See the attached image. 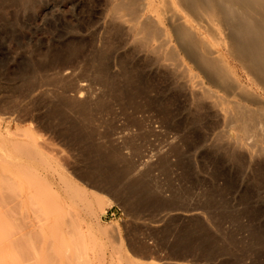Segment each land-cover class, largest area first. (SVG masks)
I'll list each match as a JSON object with an SVG mask.
<instances>
[{"label":"rangeland","instance_id":"374dc122","mask_svg":"<svg viewBox=\"0 0 264 264\" xmlns=\"http://www.w3.org/2000/svg\"><path fill=\"white\" fill-rule=\"evenodd\" d=\"M103 5L0 0V264H264V167L105 24ZM98 199L114 205L90 217Z\"/></svg>","mask_w":264,"mask_h":264},{"label":"bare ground","instance_id":"6f19581e","mask_svg":"<svg viewBox=\"0 0 264 264\" xmlns=\"http://www.w3.org/2000/svg\"><path fill=\"white\" fill-rule=\"evenodd\" d=\"M103 1V6L109 10L105 24L112 31L123 33L127 38L126 44L132 46L134 51L143 55L161 75L171 78L175 87L184 94L192 106L200 112L211 113V117L222 126L221 131L218 132L220 138L225 140V142L232 143L234 153H242L248 159L250 165H254V167L256 165H259V168L264 167V97L258 93L260 91L264 94V0ZM93 71L96 70L93 68ZM97 72L101 76V72L99 70ZM241 75L245 76L256 90L244 84ZM97 77L95 76V79ZM106 82L102 84V89L104 90L108 87ZM92 86L89 84L80 85L79 89L81 91H78L80 93L79 101H77L78 99L75 100V98V101L72 100L73 102L69 100L68 104L72 102L71 106L82 108L83 113V108L87 106V100L85 99L87 95L85 96V92L89 91V98L93 94L90 90ZM137 86L135 84V87ZM138 87L137 89L140 88ZM156 110L158 111V109ZM86 118L90 119V116ZM216 129L218 130V128ZM232 133L236 138H232ZM141 165L142 167L147 166L144 163ZM166 165L169 166V164ZM91 171L95 170L92 168ZM97 172L99 171L96 170ZM89 174L90 171L87 176L82 178H86V181L89 182L86 183L90 186L94 185V187H98L103 192L112 190L108 188L109 185L106 186L100 175V178H92L93 176L91 177ZM114 180H111V182ZM140 184H137L138 187ZM65 188L70 198H79L82 195L80 189L70 183H65ZM139 189L141 187L137 190ZM187 191L185 192L187 193ZM104 202L108 203V201ZM104 202L98 199L96 204H90L89 216L98 218V213H105L106 207L111 205L107 203L106 205ZM185 208H183V211ZM134 209L135 207L131 208V210ZM184 251L186 252V250ZM184 251L183 254L185 253ZM176 254H174L175 257ZM190 255H192V252ZM178 260L182 261L181 258Z\"/></svg>","mask_w":264,"mask_h":264}]
</instances>
